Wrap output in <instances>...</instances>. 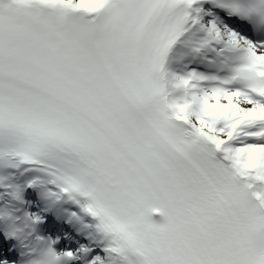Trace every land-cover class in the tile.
Returning <instances> with one entry per match:
<instances>
[{"label":"snow or ice","instance_id":"snow-or-ice-1","mask_svg":"<svg viewBox=\"0 0 264 264\" xmlns=\"http://www.w3.org/2000/svg\"><path fill=\"white\" fill-rule=\"evenodd\" d=\"M0 264H264V0H0Z\"/></svg>","mask_w":264,"mask_h":264}]
</instances>
